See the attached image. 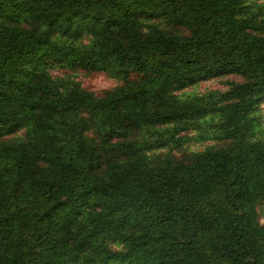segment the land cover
Instances as JSON below:
<instances>
[{"label": "trees", "instance_id": "trees-1", "mask_svg": "<svg viewBox=\"0 0 264 264\" xmlns=\"http://www.w3.org/2000/svg\"><path fill=\"white\" fill-rule=\"evenodd\" d=\"M263 103L264 0H0V264H264Z\"/></svg>", "mask_w": 264, "mask_h": 264}, {"label": "rangeland", "instance_id": "rangeland-1", "mask_svg": "<svg viewBox=\"0 0 264 264\" xmlns=\"http://www.w3.org/2000/svg\"><path fill=\"white\" fill-rule=\"evenodd\" d=\"M52 72L56 76H62L65 74H69L71 77H74L77 81L81 83V85L90 91H93L97 94H103L105 91L110 90L117 85L121 84L122 81L119 78L114 77L108 72L105 71H85L81 69L77 70H70L66 68L56 67L52 70ZM244 80L243 77L236 75V74H228L220 77H215L211 79H207L204 81L199 82L196 85L190 86L185 90L188 92L204 94L212 90L217 91H225L229 89L233 83L235 82H242ZM259 117L264 124V103L261 105V108L258 110ZM209 122L212 123V120ZM204 126H208L206 122L201 121L196 122L193 121L189 125H187L185 130H183L180 134H189V135H196L200 133L199 127L203 128ZM216 141L203 139L197 140L193 139L191 142L185 144L182 149L171 147L163 148V152H168L174 155L175 157H181L184 155H188L191 151H199L203 150L204 148L214 145ZM178 149V150H177ZM179 150H183L185 152H180ZM261 222L264 223V204L259 206Z\"/></svg>", "mask_w": 264, "mask_h": 264}]
</instances>
